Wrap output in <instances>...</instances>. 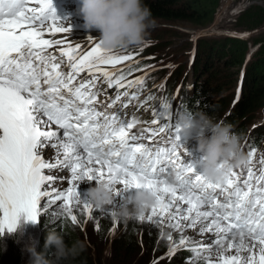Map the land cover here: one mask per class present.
I'll return each instance as SVG.
<instances>
[{"label":"snow or ice","instance_id":"snow-or-ice-1","mask_svg":"<svg viewBox=\"0 0 264 264\" xmlns=\"http://www.w3.org/2000/svg\"><path fill=\"white\" fill-rule=\"evenodd\" d=\"M61 20L66 19L57 14L54 0H0V234L22 218L39 220L42 209L54 201L76 222L73 204L82 200L91 211L81 185L103 180L116 190L117 207L134 190L156 191L158 204L147 220L156 226L167 217L168 226L180 233L175 241L169 234L168 254L178 248L190 251L187 264H264V153L259 175L249 167L246 173L232 171L218 183L203 174L193 154L187 160L181 156L178 147L185 140L180 123L172 118L176 109L158 106L160 117L166 118L151 123L159 127L134 132L136 119L121 109L137 95L127 89L143 85L144 78L128 80L122 70L117 75L101 67L115 68L133 55H115L99 42L80 52L79 44L65 48V40L45 38L72 32ZM85 71L92 78L78 80ZM133 71L142 69L130 68L127 75ZM95 73L116 89L101 107V80ZM122 97L128 100L116 108ZM166 131L168 145H153L154 137ZM45 147L55 150L47 160ZM255 153L251 146L250 164ZM54 168L68 170L72 186L53 188L60 177L45 170ZM173 174L175 182L168 179ZM187 229L210 235L195 240L183 234Z\"/></svg>","mask_w":264,"mask_h":264},{"label":"rangeland","instance_id":"rangeland-1","mask_svg":"<svg viewBox=\"0 0 264 264\" xmlns=\"http://www.w3.org/2000/svg\"><path fill=\"white\" fill-rule=\"evenodd\" d=\"M218 1L219 3L217 2L218 4H216L215 7L209 5L207 9L208 12L205 14L209 16V19L203 20L202 24L154 19L155 25L149 29V35L145 42L140 46L129 47L134 49V53L138 55V59H143L137 60L135 67V69H142V71H138L137 76H130L128 79L131 77L136 79L140 77L142 73L151 69L143 76L144 84L140 85L141 87L138 90L143 91V87L150 83V92L156 93L157 90L163 89L164 83H166L168 79L167 86H175L177 81L175 79L176 75H182L177 85H179L181 81L183 82L182 85L188 83V81H193V74L197 72V68H192L193 64L192 62L190 63V60L193 61V59L196 58L197 62L201 63L208 57L213 61L210 63L208 70L210 73H214L219 67H223L218 63L229 61L231 59V54L234 52L238 55V59L244 60L245 63L240 67L231 66V71L237 72L238 79H236L232 85L231 79H228L227 82L230 84L223 87V91L220 94H216L218 95L216 98L222 103V107L217 111L215 120H218L223 114H226L224 117L231 120L229 117L235 114L236 108H239L238 106L242 102L240 101L242 95H245L246 90L243 88V82L246 76H248V72L254 70L253 67L256 63L264 64V0ZM234 8L237 9L236 14H232V9ZM242 8L245 12H240ZM221 10L222 15H218V12ZM63 25H71L72 29L75 30L90 31L84 28L82 17L74 18L71 22L68 21L63 23ZM194 32L196 34H194ZM209 45L221 49L226 55L222 56L219 54L216 57L210 51H206V47ZM242 45H244V47H242ZM199 46L202 48L200 53L198 52ZM112 53L115 54L116 52L112 51ZM115 55L121 54L118 53ZM249 63L250 65L252 64L251 68L248 66ZM219 71L218 74L222 72L227 74L225 70H222V72ZM203 79H207V73H205L201 79H198L197 84ZM237 80L238 83L236 85ZM238 90L240 97H238ZM165 93H167L165 94L166 100L168 98L170 99V92ZM186 96H188V91H186ZM176 99L177 98H174L173 100L175 103ZM159 100H161V98ZM183 100L185 103L187 102V98L183 97ZM261 103L262 101H260L254 111H251L252 117L255 118L244 126V137L242 138L243 145L245 143L249 144L252 139L261 138L262 141L260 140L259 145L256 147V153L259 152V149L264 150V122L262 121ZM258 134L261 137H257ZM46 149V152H48V150L52 148L45 147L43 150ZM45 171L46 174L60 177V179L54 182L53 188L67 189L72 186L73 182L69 179L68 170L54 168L53 171ZM94 184V182L91 185L87 183L82 184V193L86 194L89 187ZM115 188L118 189L120 186L115 185ZM118 199L119 198L116 196L113 204L103 209H97L91 204V211L93 212L87 227H85L84 224H86L87 218L91 215V211L89 213V210L83 207L82 200L79 205H72V214H75L78 218L85 217L84 224L83 221L80 224L77 222V227H79V229L81 228L80 231L82 233L79 240L85 242V249L91 252L96 264H118V262L119 264H187V261L192 256L190 251L184 248H178L172 254H168L172 241L177 240L180 233L168 226L167 217L164 218L163 223L154 226L147 220L151 211L150 209L144 216L145 220H130L125 224L123 221L114 219L115 211L121 207L116 206ZM124 202L125 201L122 202V205ZM68 215V212L59 201H54L48 205L46 209H42V214L39 217V224L28 227L24 241L17 243L13 238H7V250L0 253V264H16V262L18 264H29V254L23 251L24 243L27 242L29 237H34L38 240V250L39 247L42 246L43 234L50 229L55 230L56 222L61 221ZM128 230L135 231V233L138 231L140 240L138 242L141 245L140 255L138 254L136 257L127 258L129 257L128 254L119 250L121 258L114 259V263L109 262L108 257H112V254L116 251V248L113 246V239H124L128 234ZM6 234L7 231L0 235ZM169 234L172 236V241L168 239ZM183 234L195 240L208 239L210 235L205 233L204 236H201L196 229H187ZM155 235H158L155 240H157V238L160 240L158 246L156 248L151 247L149 251L146 250V247L145 249L144 247L142 248L143 238L145 237L150 241ZM177 250L180 251L176 252ZM155 255L158 256L156 257ZM213 258H215V254H213ZM120 259H123V261L120 262ZM199 264H204V261L200 260Z\"/></svg>","mask_w":264,"mask_h":264},{"label":"clouds","instance_id":"clouds-1","mask_svg":"<svg viewBox=\"0 0 264 264\" xmlns=\"http://www.w3.org/2000/svg\"><path fill=\"white\" fill-rule=\"evenodd\" d=\"M78 15L82 17L86 30L99 31L100 36L97 40L101 47L107 51L142 45L149 35V29L155 25L151 10L144 0H80ZM64 18L71 22V15ZM211 62L213 61L208 57L201 63L196 62V58H194L192 68H197V72L193 74V81H188L184 85L181 81L177 85L181 75L178 77L175 86L168 87V79L164 83L162 91L166 89L167 92L172 93L177 90L179 94L177 98L183 102V111L185 106L183 97L191 99L195 96L197 87L204 82L203 79L197 84L198 79L202 78L201 75L206 73V69L203 68H208ZM120 66L123 65L115 67ZM150 70L142 73V76H145ZM198 75L200 76L198 77ZM149 84L148 87L150 88ZM186 91H188L189 97L186 96ZM153 94L154 92H150V89H145L141 95L146 98ZM243 100L244 95H242L240 101ZM261 113L264 122V105L261 106ZM224 115L226 114H223L220 118L221 122H217L204 112L193 114L186 111L180 118L181 134L185 140V143L181 146L183 151L188 155L193 154V151L199 153L197 164L203 174L209 180L218 183H223L234 169L245 167L249 160L250 147H257L261 140V138L252 139L249 144L245 143L243 145L244 131L238 132L236 127L233 128L231 124H227L229 120ZM257 137L261 136L258 134ZM192 140L196 141V148L190 151L188 144ZM262 153H264V150L259 149V152L255 153V157L260 158ZM86 196L97 209H103L113 204L117 193L114 188L101 180L89 187ZM157 204L158 193L156 191L134 190L129 194L123 205L115 211L114 219L123 221L125 224L130 220L139 221ZM38 224L39 220L28 221L24 218L19 220L11 231H7L6 235H0V253L7 250V238H13L17 243H21L24 241L28 227ZM37 246L38 240L34 237H29L27 242L24 243L23 251L29 254V264H59L62 260L79 255L85 249V242L76 240L69 245L63 232L50 229L46 237L45 251H38ZM52 248L55 249V252L50 255L48 250Z\"/></svg>","mask_w":264,"mask_h":264},{"label":"trees","instance_id":"trees-1","mask_svg":"<svg viewBox=\"0 0 264 264\" xmlns=\"http://www.w3.org/2000/svg\"><path fill=\"white\" fill-rule=\"evenodd\" d=\"M144 2L150 8L152 17L154 19L185 21L194 24H202L203 20L209 19V16L205 15L208 12L207 9L209 5L215 7L216 4L219 3L218 0H144ZM243 11L245 12L243 8L240 9V12ZM242 47H244V45H242ZM201 50L202 48L199 46L198 52L200 53ZM113 51L116 52L115 54L120 53L121 55H133L134 58L132 60L125 61L120 64L124 65L130 63L127 68L122 70L126 74V77L136 75L138 73V71H133L131 75H127L130 68L135 69V61L143 59H138V55L134 53L133 48H123ZM206 51H210L216 57L219 54H221L222 56L226 55L224 51L215 48L213 45H209L208 47H206ZM243 63L244 61L242 59H238V55L233 52L229 61H222L218 63L221 64L223 67H219L216 71H214V73H210L208 68H203L206 69L207 79L203 80L204 82L197 87L195 96L191 99H187V102L183 107L184 113L186 111H190L193 114L197 112H204L215 119V117H217V111L222 107V103H220L219 99L216 98V96H218L216 94H220L223 91V87L230 84L227 82L228 79H231V85L236 79H238L237 72L231 71V66L240 67L243 65ZM248 66L251 68L252 64L250 65L249 63ZM253 69L254 70L248 72V76H246V79H244L243 82V88H245L246 90L244 100L239 104V108H236L235 114H232L231 117H229V119L231 120H227V124H231L233 128L236 126L238 132L243 131L244 126L253 118L251 115V111L254 110L256 106H258L260 101H262L261 106L264 105V64L256 63ZM222 70H225L227 74L225 72H222ZM218 71L222 73L218 74ZM117 75H119V72L117 73ZM199 76L200 75H198V77ZM178 77L179 76L176 75L175 79L177 80ZM237 83L238 80L236 81V85ZM197 102H199V104H197ZM220 118L216 121L221 122ZM92 212L93 211H91V215L87 218L86 224H84L85 217L78 218L77 216V221L73 222L70 219V216L68 215L61 221L56 222L55 230L63 232L65 234L66 242L71 245L76 240H79L82 234L80 231L81 228L79 229V227H77V222L80 224L83 221V224L85 225V227H87V225H89L90 223ZM47 234L48 232L43 234L41 243L42 246H40L38 249V251L40 252L45 251V242ZM156 237H158V235H155L152 240L148 241L145 237L143 238L142 236V248L144 247L145 249L146 247V250L148 251L151 247L156 248L160 243V240H158V238L157 240H155ZM138 241H140L138 237V231L135 233V231L131 230H128V234L125 236L124 239H113V246L114 248H116V251L112 254V257H108L109 262L114 263V259L121 258L119 250L127 253L129 256L127 258L136 257L138 254L140 255L141 245ZM48 251L51 255L55 252V249L52 248ZM179 251L180 250H177L176 252ZM119 261L122 262L123 259H120ZM16 264L18 263L16 262ZM59 264H96V262L94 260V257H92L91 252L87 249H84L76 257H69L66 260L60 261Z\"/></svg>","mask_w":264,"mask_h":264},{"label":"bare ground","instance_id":"bare-ground-1","mask_svg":"<svg viewBox=\"0 0 264 264\" xmlns=\"http://www.w3.org/2000/svg\"><path fill=\"white\" fill-rule=\"evenodd\" d=\"M46 151H47V149H46V150H43V155H44V157H45L46 160H47L49 157H53L54 152H55L54 149H49L48 152H46ZM52 153H53V154H52ZM52 171H53V169H52ZM69 173H70V172H69ZM69 173H68V176H70ZM119 186H120V185H119ZM120 187H121V186H120Z\"/></svg>","mask_w":264,"mask_h":264}]
</instances>
